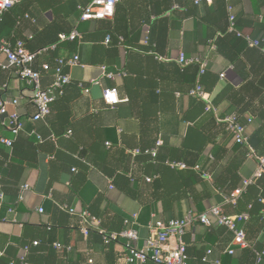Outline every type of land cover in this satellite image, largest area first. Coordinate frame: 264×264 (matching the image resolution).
I'll return each instance as SVG.
<instances>
[{
  "label": "crops",
  "instance_id": "obj_1",
  "mask_svg": "<svg viewBox=\"0 0 264 264\" xmlns=\"http://www.w3.org/2000/svg\"><path fill=\"white\" fill-rule=\"evenodd\" d=\"M89 1L22 0L0 28L1 40L22 39L34 50L53 39L57 30L76 29L81 34V42L58 44L55 51L35 61L44 88L53 80L55 59L78 55L83 65L64 69L72 83L51 105L45 122L31 120L35 113L32 88L13 68L0 67V97L18 101L7 110L9 114L16 111L23 123L22 131L14 137L1 123L7 124L8 116L0 117V136L15 142L12 150L0 147L3 159L11 153L13 162L1 187L0 264H21L22 258L28 264H90L88 260L91 264H124L123 239L104 246L93 230L84 240L78 216L60 210V204L78 214L96 216L100 229L106 232L116 231L122 219L137 214L139 239L135 245L139 248L149 235L146 225L152 218L168 221L190 211L201 214L223 206L225 193L251 177L257 162L247 157L246 148L234 142L217 118L237 114L249 138L257 143L254 150L258 154L264 151V52L234 34H222L228 26L223 0L200 6L184 0H120L111 20L81 21L77 8ZM175 4L183 8L174 9ZM232 6L236 30L262 40L264 0H232ZM24 14L29 19L22 17ZM14 18L17 23L9 29ZM159 20L167 28L166 43L155 52L154 45L147 44L148 22ZM106 37H110L108 44ZM218 39L220 49H212V44L218 46ZM180 53L206 62L202 87H210L205 92L214 113L206 112L203 103L189 96L199 66L188 65L181 71L177 64ZM44 63L50 67L47 72L40 69ZM0 65L6 66L1 52ZM102 67L114 72V77H102ZM91 80L99 84L90 85ZM79 83L89 92L84 93ZM104 88H115L122 102L107 106L102 99ZM33 132L43 141L38 142ZM158 140L162 142L160 163L131 155L135 149L153 148ZM164 160L199 165L210 172V179L191 181L188 175H179L183 171L165 169ZM129 176L135 179L134 184ZM214 176L221 188L213 187ZM145 177L153 178L152 182L146 183ZM23 186L28 188L22 190ZM20 193L23 199L19 201ZM223 210L237 214L231 207ZM245 229L248 241L258 252L263 251L264 228L253 241L251 219ZM184 241L188 264H214L200 261L208 249L212 251L210 261L219 264L251 262L232 245V235L223 227L195 223ZM56 242L70 246L71 251H56ZM228 249L234 254L229 255Z\"/></svg>",
  "mask_w": 264,
  "mask_h": 264
},
{
  "label": "built area",
  "instance_id": "obj_2",
  "mask_svg": "<svg viewBox=\"0 0 264 264\" xmlns=\"http://www.w3.org/2000/svg\"><path fill=\"white\" fill-rule=\"evenodd\" d=\"M22 0H0V24L2 22L3 16L6 12L12 9L16 4ZM120 0H90L85 5L78 6L77 10L80 13L81 21H105L111 20L114 17L115 9ZM192 2L195 6H200L202 4L210 5L213 0H187ZM226 7L228 27L227 33L234 34L238 38H242L248 46L259 48L264 52V38L262 40L252 39L251 36L244 34L235 28V16L233 13L232 0H223ZM174 9H179L180 6L175 4ZM29 19V16H26ZM35 22V20H32ZM31 39V37L29 38ZM81 42L82 36L76 30H72L70 33H60L58 35V41L55 44L49 45L47 47L41 48L37 51L30 52L23 40H16L14 43L0 40V52L4 54L6 58V66L0 65L1 68H13L15 70L16 76L23 80L28 86L32 88V103L35 107V113L32 116V122H45L47 117L51 112V105L65 93V89L72 83L71 77L68 73L64 71L65 68L73 67H83L80 63L78 55H73L70 58H57L55 59V67L53 69V80L51 84L47 87H43L41 84V71L34 68L35 61L51 51H55L58 44L65 42ZM110 42V37H106L105 44ZM212 49H216L214 44L211 45ZM159 61H164L165 58L162 56H156ZM177 64L180 68H184L188 65L197 64L199 66L198 79L196 85L193 89L189 91V96L202 100L205 103L206 112H215V109L211 105L208 94L204 91L201 83L200 77L206 72V62H202L198 59H188L183 53H180L177 58ZM40 69L44 72L49 71L50 67L47 63L40 66ZM102 77L113 78L114 72H108L105 67H102ZM223 77V74L221 75ZM90 85H98L99 82L91 80ZM77 86L83 90L84 93L89 92V88L83 83L77 84ZM102 99L104 103L113 107L122 100L118 95V91L115 88H104L102 90ZM125 101V100H124ZM18 104L17 100L6 101L0 98V117L1 119L8 116V123L6 124L2 120V125H6L10 133L17 137L18 134L23 129V123L20 120L19 114L15 111L11 114L8 113V106H16ZM219 123H224L226 125V130L232 135L234 142L237 145L243 146L247 150V157H252L257 162V167L251 177L242 180L240 186L234 189L230 194L223 196V205L230 204L232 206L236 205L238 198L246 192L247 188L254 184L258 179L264 176V153L258 154L249 142V136L246 131V126L237 120L236 115H228L224 118H217ZM248 123L251 119L247 120ZM34 133V132H33ZM35 134V133H34ZM69 131L67 135H70ZM36 135V134H35ZM38 142H42V138L36 135ZM54 140V138H52ZM161 140H158L153 148L149 149H135L131 151V155L136 157L140 154L149 156L153 161L158 155V149L161 146ZM13 145V140L0 136V147L11 148ZM106 147H110V143L105 144ZM165 164L172 170H186L188 167L183 162L169 161L167 160ZM194 170H199V166H194ZM73 172L75 169L72 170ZM131 182H134V178L129 176ZM202 178L210 179L207 173H202ZM2 176L0 174V181ZM146 183H151L153 178L145 177ZM28 186H23L22 190H26ZM112 188V187H111ZM4 197L1 192L0 184V200ZM21 193L18 196V200H22ZM59 209L68 212L71 215L78 216L79 219V232L87 240L89 235V230H97L102 236V243L104 246L110 245L112 242L123 239L125 241V252L123 254L124 264H145L151 261L155 264H188L187 255V245L184 241V236L187 230L194 225L199 223L208 228L216 225L224 227L232 235V245L241 248H251V243L246 240V234L244 230V224L248 220L246 214H235V215H225L222 210V205H216L211 207L207 212L197 214L194 212H188L182 217L177 219H171L168 221H162L156 218H152L146 225L149 232L148 237L145 240L144 246L139 248L135 243L139 239V234L135 228L137 222V214H132L129 218L124 221V229L121 232L107 233L106 231L100 229L99 220L92 216L88 212L79 213L74 209L69 208L64 204L58 205ZM12 210L10 209L9 212ZM39 214L43 213V209L39 208ZM1 224V222H0ZM33 246H37L38 242H32ZM53 247L56 251H71L70 246L62 245L61 243H54ZM28 250V247L24 248ZM212 251L208 249L206 254L202 258V262L208 263L212 262L214 264H219V261H210L209 257ZM227 253L229 255L234 254V250L228 249ZM256 264L262 262L264 257V250L261 252L255 251ZM88 263H92V260H88ZM13 264V263H10ZM21 264H28L24 258L21 259Z\"/></svg>",
  "mask_w": 264,
  "mask_h": 264
},
{
  "label": "trees",
  "instance_id": "obj_3",
  "mask_svg": "<svg viewBox=\"0 0 264 264\" xmlns=\"http://www.w3.org/2000/svg\"><path fill=\"white\" fill-rule=\"evenodd\" d=\"M185 2H187V3H191L192 4V2H190V1H187V0H184ZM20 3V2H19ZM180 5V4H179ZM193 5V4H192ZM193 6H195V5H193ZM181 8H183L182 7V5L180 6ZM14 8V7H13ZM12 8V9H13ZM12 9H10L8 12H6L5 14H4V16H3V19H2V22H1V24H0V28H1V26L3 25H5L6 23H5V20H6V18L7 17H9L10 15L8 14V13H10L11 11H12ZM180 9V8H179ZM116 10V9H115ZM25 16V18H26V16H28L27 14H24L22 17H24ZM19 18V17H18ZM18 18H16V20H15V18L11 21V24L9 25V29H12L13 27H14V25L17 23V20H18ZM106 21V20H105ZM148 24H149V28H150V31H149V35H148V40H147V44L149 45V46H152V45H154V47H155V52L156 51H158L159 50V48L160 47H162V46H164V44L166 43V32H167V28H166V25H165V23H163L162 22V20H159V21H157V22H154V23H150V22H148ZM228 27V26H227ZM71 32V31H70ZM70 32H63V31H60V30H57V31H55V33H54V38L53 39H51V40H49L48 41V43L47 44H45V45H43V46H41V47H39V48H37V49H28L27 47V44H26V41L25 40H23L24 42H25V46H26V48L30 51V52H34V51H37V50H39V49H41V48H44V47H47V46H49V45H52V44H55V43H57V41H58V35L60 34V33H66V34H68V33H70ZM226 32H227V29L226 30H224L223 32H222V34L223 35H226ZM1 40V39H0ZM16 40H22V39H16ZM15 40V41H16ZM12 41V40H11ZM14 41V42H15ZM219 41V42H218ZM218 46H216V48H218V49H220V40L218 39ZM14 42H10V43H14ZM158 53V52H157ZM159 54V53H158ZM55 67V66H54ZM181 69V71H185V67L184 68H180ZM206 73V72H205ZM204 73V75L203 76H201L200 77V83H201V85L203 86V84H204V78H205V76H206V74ZM197 81V80H196ZM195 85H196V83H195ZM195 87V86H194ZM193 87V88H194ZM192 88V89H193ZM204 88V91H209L210 90V87H203ZM191 90V89H190ZM189 90V91H190ZM207 93V92H206ZM1 98V97H0ZM2 99V98H1ZM196 100H198L199 102H201V103H203L204 104V108H205V103L202 101V100H199V99H197V98H195ZM214 106V105H213ZM208 113H212V112H208ZM234 115H236V117H237V120L241 123V121H240V117L237 115V114H235L234 113ZM223 126H224V128L226 129V125L224 124V123H221ZM19 135V134H18ZM264 139V138H263ZM249 142H250V144H251V146L256 150L257 149V143L254 141V138L253 137H250L249 138ZM14 141H13V145H12V147L11 148H9L10 150H12V148H13V146H14ZM262 143L264 144V141H262ZM12 152V151H11ZM13 153V155H14V152H12ZM263 153H264V151H263ZM216 153H214L213 152V157H214V160H217V157H216V155H215ZM262 154V153H261ZM139 157H141V156H144V157H149V156H147V155H144V154H140V155H138ZM138 156H137V158H138ZM9 157L11 158L12 156H11V153H10V155H9ZM9 157H7L6 155L4 156V159H3V157H2V155H1V152H0V174H1V176H2V179H1V181H0V184H1V187H3L4 186V177L6 176V174H7V172L10 170V168H12V165H13V162L11 161V159L9 160ZM8 158V159H7ZM150 158V157H149ZM151 159V158H150ZM160 159H159V155H157V157H156V159H155V163H160V161H159ZM167 160H164L163 161V164L165 165V169H167V170H169V171H171V172H176V173H179L178 172V170H172V169H170L166 164H165V162H166ZM169 161H175V160H169ZM177 162H179L178 160H176ZM186 165H187V169L186 170H182L183 172H181V174H179V175H181V176H184V175H188V178L192 181V180H196V181H201L203 178H202V173H210L208 170L206 171V170H202L201 169V167L199 166V170H194L193 169V167L194 166H196V164H187V163H185ZM196 171V172H195ZM129 181H130V183L131 184H134L135 183V180H134V182L132 183L131 182V180L129 179ZM213 187H215V188H221V185L217 182V178L214 176L213 177ZM238 186L236 185V186H234L233 188H231V190L228 192V193H225L226 195H228V194H230L234 189H236ZM225 195V196H226ZM223 199V198H222ZM262 200H264V176L262 177V178H260V179H258L257 181H256V183L255 184H253V185H251V188L250 187H248L247 188V190H246V192L245 193H243L239 198H238V200H237V202H236V205L235 206H232V205H230V204H224L223 206H222V210H223V208H225V207H231V208H234L235 209V211L237 212V214H246L247 216H248V220H247V222L251 219V241H253V240H255V238H256V235H257V233H258V231H260L261 229H263L264 228V204L262 203ZM222 203H223V201H222ZM223 213L225 214V215H228V214H226L225 212H224V210H223ZM91 214V213H90ZM92 215V214H91ZM92 216H94V215H92ZM95 218H97L96 216H94ZM127 218H129V217H127ZM127 218H124V219H122V226L119 228V229H117L116 231H114V232H121L123 229H124V221L127 219ZM98 219V218H97ZM99 220V219H98ZM246 222V223H247ZM99 223H100V221H99ZM246 223L244 224V230H245V234H246V229H245V226H246ZM253 224V225H252ZM219 227H221V226H219ZM224 228V227H223ZM227 232H228V230L226 229V228H224ZM94 229H90L89 230V235L92 233V231H93ZM107 233H112V232H110V231H107ZM229 233V232H228ZM96 234H98V236L100 237V239H101V241H102V236L98 233V231L96 230ZM89 235H88V238H89ZM87 238V239H88ZM246 240L248 241V239H247V235H246ZM249 242V241H248ZM113 243V242H112ZM112 243H110V244H112ZM251 243V242H250ZM26 247H28L29 248V246H26ZM241 249V248H240ZM242 251H243V254L244 255H246V258L247 259H249V261H251L250 262V264H256V255H255V251H258L257 249H256V247H255V245L253 246V244H251V248H246V249H241ZM206 254V253H205ZM204 254V255H205ZM187 255H188V250H187ZM204 255L203 256H201L200 257V261H202V258L204 257ZM109 260V259H108ZM27 262V261H26ZM109 262V261H108ZM10 263H13V264H15L14 262H10ZM9 263V264H10ZM146 263H151V264H155V263H153V262H151V261H148V262H146ZM145 263V264H146ZM204 263V262H203ZM20 264V263H19ZM109 264V263H108ZM260 264H264V257L262 258V262L260 263Z\"/></svg>",
  "mask_w": 264,
  "mask_h": 264
}]
</instances>
